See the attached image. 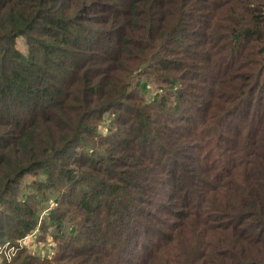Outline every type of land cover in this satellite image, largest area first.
I'll list each match as a JSON object with an SVG mask.
<instances>
[{
  "label": "trees",
  "instance_id": "obj_1",
  "mask_svg": "<svg viewBox=\"0 0 264 264\" xmlns=\"http://www.w3.org/2000/svg\"><path fill=\"white\" fill-rule=\"evenodd\" d=\"M35 230L43 256L16 244ZM5 242L2 264H264V0H0Z\"/></svg>",
  "mask_w": 264,
  "mask_h": 264
},
{
  "label": "rangeland",
  "instance_id": "obj_2",
  "mask_svg": "<svg viewBox=\"0 0 264 264\" xmlns=\"http://www.w3.org/2000/svg\"><path fill=\"white\" fill-rule=\"evenodd\" d=\"M15 44H16L18 49L26 52L27 46H26L24 38L22 36H18L16 38ZM147 79H151V78H147ZM103 128L104 127H102V129ZM31 179H32L31 175H26L24 177V180L22 182V186L25 189H27L26 185L30 184ZM46 201L44 202V204L47 205V208H48L51 201H48V200H46ZM45 209L46 208L42 209L40 211V213L38 214L39 222H42L41 220L45 216V213H46ZM38 233H39L38 230H35L32 233H28L24 237L18 239L16 241V244L21 245L22 247L25 246L28 248V250L30 249L33 253L38 254L40 256H43V254L48 253L47 250L49 248H52L54 246V244H53L52 236L50 233H45L42 238H39L36 236ZM50 243H51V245H50ZM3 246L4 247L8 246V249H5ZM15 250H16L15 246L10 245L7 242L0 244V264H2V261L5 259V256L9 257V255H12L15 252ZM52 250H53V248H52Z\"/></svg>",
  "mask_w": 264,
  "mask_h": 264
}]
</instances>
